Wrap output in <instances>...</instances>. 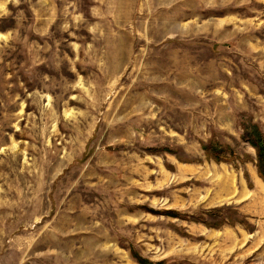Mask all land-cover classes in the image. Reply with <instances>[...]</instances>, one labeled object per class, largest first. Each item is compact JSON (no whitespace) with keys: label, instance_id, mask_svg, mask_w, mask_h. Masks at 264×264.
Returning a JSON list of instances; mask_svg holds the SVG:
<instances>
[{"label":"rangeland","instance_id":"1","mask_svg":"<svg viewBox=\"0 0 264 264\" xmlns=\"http://www.w3.org/2000/svg\"><path fill=\"white\" fill-rule=\"evenodd\" d=\"M251 124L264 0H0V264H264Z\"/></svg>","mask_w":264,"mask_h":264},{"label":"trees","instance_id":"2","mask_svg":"<svg viewBox=\"0 0 264 264\" xmlns=\"http://www.w3.org/2000/svg\"><path fill=\"white\" fill-rule=\"evenodd\" d=\"M241 138L254 148L256 171L257 174L264 180V133H262L257 124H251L243 127ZM201 149L207 158L213 159L214 161H225L233 160L231 158H239L235 150L230 145H222L218 142L210 141L202 143ZM168 214L176 216L174 211H169ZM195 220H197V218ZM200 220L210 226H217L221 223V221L211 223L202 218ZM238 222H240V220ZM131 255L139 264H154L134 251H131Z\"/></svg>","mask_w":264,"mask_h":264}]
</instances>
